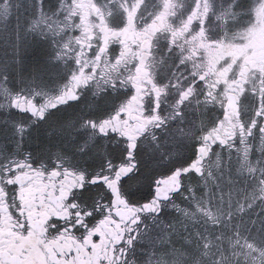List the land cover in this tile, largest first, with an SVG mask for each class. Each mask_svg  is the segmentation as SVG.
I'll return each instance as SVG.
<instances>
[{"label": "flooded vegetation", "instance_id": "af4514ba", "mask_svg": "<svg viewBox=\"0 0 264 264\" xmlns=\"http://www.w3.org/2000/svg\"><path fill=\"white\" fill-rule=\"evenodd\" d=\"M113 14L85 24L89 63L66 86L39 103L15 90L6 95L8 110L46 131L2 135L0 264H130L137 229L186 180L203 177L210 157L233 140L245 106L264 104V27L230 43L199 14L143 18L132 10L118 13L120 21ZM257 114L264 120V109ZM183 122L193 131L192 152L154 175L145 194L143 159ZM176 172L180 189L168 183L162 199V181Z\"/></svg>", "mask_w": 264, "mask_h": 264}, {"label": "rangeland", "instance_id": "374dc122", "mask_svg": "<svg viewBox=\"0 0 264 264\" xmlns=\"http://www.w3.org/2000/svg\"><path fill=\"white\" fill-rule=\"evenodd\" d=\"M132 10L143 18L199 14L205 28L224 32L230 43L264 27V0H0V147L5 133L38 138L46 131L8 110L6 95L15 90L13 96L23 92L39 103L66 86L89 63L80 43L85 24L112 13L120 21L118 13ZM262 104L245 106L233 140L210 157L203 177L186 180L163 212L137 229L130 264H264ZM183 125L151 144L139 181L145 194L154 175L183 165L192 152L193 131Z\"/></svg>", "mask_w": 264, "mask_h": 264}, {"label": "water", "instance_id": "95a60500", "mask_svg": "<svg viewBox=\"0 0 264 264\" xmlns=\"http://www.w3.org/2000/svg\"><path fill=\"white\" fill-rule=\"evenodd\" d=\"M24 107H25L24 105L21 106V108H24ZM28 108H29L30 112H32V113H35L36 110H37L35 105L32 104V103L28 104ZM178 175H179V172H176L170 178L162 181V183H163L162 187L158 189V191H159L158 194H159V196L161 195L162 199L163 198H168V195L164 194V190L166 189V185H168V183H173V184L177 185V187L174 188L175 191H178L180 189V185H179L178 180H177L178 179Z\"/></svg>", "mask_w": 264, "mask_h": 264}]
</instances>
